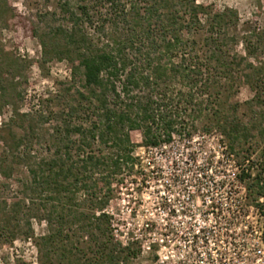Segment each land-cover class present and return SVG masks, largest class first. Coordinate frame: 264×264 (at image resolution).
Listing matches in <instances>:
<instances>
[{"label": "trees", "instance_id": "16d2710c", "mask_svg": "<svg viewBox=\"0 0 264 264\" xmlns=\"http://www.w3.org/2000/svg\"><path fill=\"white\" fill-rule=\"evenodd\" d=\"M51 1L30 35L42 62L69 64L68 85L21 112L24 65L0 52V115L10 111L0 123V243L32 239L31 222H42L40 264H131L140 246L119 240L106 208L144 171L135 148L189 142L200 127L234 159L264 246V28L202 0ZM5 15L0 0L4 26ZM240 87L251 98L227 103L222 91Z\"/></svg>", "mask_w": 264, "mask_h": 264}, {"label": "rangeland", "instance_id": "374dc122", "mask_svg": "<svg viewBox=\"0 0 264 264\" xmlns=\"http://www.w3.org/2000/svg\"><path fill=\"white\" fill-rule=\"evenodd\" d=\"M202 2L218 9L231 8L242 23L264 28V0ZM7 4L13 17L5 15V26L0 23V52L24 65L18 85L23 101L17 107L27 112L37 107V98L44 99L68 85L69 64L64 60L42 62L38 42L30 35L29 21H34L38 12L52 10L51 0H7ZM222 96L231 104L243 103L252 95L240 87L222 91ZM237 114L245 119L249 112L240 107ZM9 116L5 107L0 123ZM130 137L139 146V134L131 133ZM134 152L144 171L131 177L132 182L106 208L119 240L133 241L135 249L140 246L131 264H256L253 250L262 217L258 219L260 213L233 179L237 168L234 159L215 132L204 133L198 127L189 142L174 138L164 148L136 147ZM255 172L253 168L251 174ZM23 177V170H17L3 196L10 199L17 191L14 180ZM173 206L179 214H172ZM31 227L32 239L0 243V264H40L34 244L45 228L35 221Z\"/></svg>", "mask_w": 264, "mask_h": 264}, {"label": "built area", "instance_id": "2783aa9c", "mask_svg": "<svg viewBox=\"0 0 264 264\" xmlns=\"http://www.w3.org/2000/svg\"><path fill=\"white\" fill-rule=\"evenodd\" d=\"M235 174H236V170H235ZM235 174H233V179L236 181ZM240 189L244 192V189L242 186L240 187ZM167 211H169V210H167ZM172 214L173 215L179 214V210L175 206L172 207ZM166 215H167V212L165 210V211H163V216L166 217ZM260 218L261 217L258 214V219L260 220ZM261 223L259 225V230L256 232L257 236H256L255 248L253 250V256L256 258V261H255L256 264H264V246H263L261 239H260Z\"/></svg>", "mask_w": 264, "mask_h": 264}]
</instances>
